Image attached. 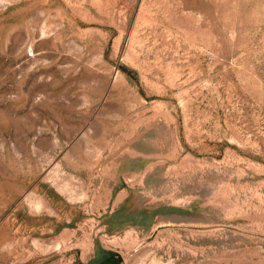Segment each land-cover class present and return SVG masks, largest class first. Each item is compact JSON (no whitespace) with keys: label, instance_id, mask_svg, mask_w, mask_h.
I'll list each match as a JSON object with an SVG mask.
<instances>
[{"label":"rangeland","instance_id":"obj_1","mask_svg":"<svg viewBox=\"0 0 264 264\" xmlns=\"http://www.w3.org/2000/svg\"><path fill=\"white\" fill-rule=\"evenodd\" d=\"M0 264H264V0H0Z\"/></svg>","mask_w":264,"mask_h":264},{"label":"crops","instance_id":"obj_2","mask_svg":"<svg viewBox=\"0 0 264 264\" xmlns=\"http://www.w3.org/2000/svg\"><path fill=\"white\" fill-rule=\"evenodd\" d=\"M149 235H150V233H149ZM141 238H142V235H140V236L138 235V239H141ZM138 250H139L140 254H142L144 251L143 248H141V247H139Z\"/></svg>","mask_w":264,"mask_h":264}]
</instances>
